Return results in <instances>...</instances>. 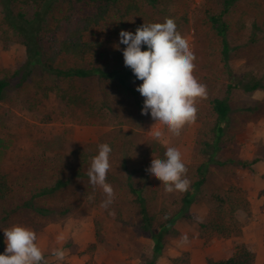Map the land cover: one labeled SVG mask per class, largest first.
<instances>
[{
    "label": "rangeland",
    "instance_id": "obj_1",
    "mask_svg": "<svg viewBox=\"0 0 264 264\" xmlns=\"http://www.w3.org/2000/svg\"><path fill=\"white\" fill-rule=\"evenodd\" d=\"M129 4L138 9L126 16L112 11L85 33L87 40L98 44L93 52L83 58L63 53L55 64L62 68H120L125 47L119 40L121 30L134 33L143 23L172 18L195 53L193 75L206 85V98L197 100L195 121L186 123L180 135L173 136L166 126L155 123L150 114H142L144 98L136 90L142 83L138 79L132 81L135 94L115 80L96 76L55 79L39 67L21 81V75L13 72L24 59L23 46L6 47L0 40V77L9 80L0 100V174L7 176L11 187L8 198L0 200V241L4 249L3 229L20 224L35 231L36 243L48 264H144L152 257L153 239L139 228L140 215L127 180L136 184L141 174L146 175L143 195L149 210L156 212L167 207L175 213L183 192L165 193L163 184L145 169L153 158H164L166 147L174 146L180 150L188 169V188L196 179V167L206 159L203 142L213 141L214 136L216 115L211 101L224 97L230 82L221 60V38L209 20L211 13L220 11L221 4L219 0H159L155 4L148 0H121L119 7L123 9ZM66 5L67 0L53 1L45 15L44 27H52ZM75 6L85 16L95 12L97 5L83 0L75 1ZM231 7L224 18L229 24L228 39L232 46L229 59L232 81L252 73L264 83V0H235ZM3 16L4 0H0V28L8 29L12 38H16ZM55 84L74 86L87 96L90 106L69 104L55 91L46 89ZM229 96V123L217 156L252 159L264 153V89L245 92L236 87ZM157 128L163 133L159 141L151 137ZM100 143L112 148L107 175L117 177V181L107 180L115 193L107 208L101 207L105 200L103 190L94 188L86 174ZM75 148L90 153L88 161L80 167L86 176H75L80 164L71 153ZM263 176L264 160L251 168L211 164L190 210L191 217H178L164 232L163 248L154 264H207L210 259L228 257L239 243L253 251L254 264H264ZM59 180L65 182L62 187L40 193ZM234 188L248 202L247 210L238 215V233L224 236L202 231L199 222L212 209L210 195H225ZM61 236L63 240L58 239ZM53 248L64 251L63 261L51 255Z\"/></svg>",
    "mask_w": 264,
    "mask_h": 264
},
{
    "label": "trees",
    "instance_id": "obj_2",
    "mask_svg": "<svg viewBox=\"0 0 264 264\" xmlns=\"http://www.w3.org/2000/svg\"><path fill=\"white\" fill-rule=\"evenodd\" d=\"M56 0H4V16L3 20L8 24L9 28L16 33V38H12L8 29L0 28V40L6 47L20 44L24 49V59L19 67L13 72V75L20 74L21 81L27 79L36 67H39L45 73L53 76L55 79L73 80L76 78H87L96 76L106 80H115L123 88L135 94L132 87V81L137 78L129 67L124 64L120 68L108 69L104 66L82 67L70 66L62 68L55 64L60 54H68L75 58H83L85 55L93 52L98 45L93 41L85 38V33L90 28L98 24L112 11L119 13L120 16L130 14L132 10L138 9L135 5H127L121 9V0H86L95 3L96 11L89 15H81L75 6V1L83 0H67L68 5L61 16L54 19L52 27H44L45 15ZM159 0H148L155 4ZM221 9L217 13H211L209 20L217 35L221 38V60L230 76V82L226 86V94L224 97H215L211 101L213 112L216 115L214 124L213 141H204L202 150L206 156L205 161L196 167V179L186 191L182 193L179 208L175 213L167 210V207H161L158 211L149 210L145 196L143 195L144 185L147 176L141 174L140 182L133 184L127 180L129 192L134 196L133 200L139 211V228L146 231L153 239L152 257L144 262V264H154L163 248V234L171 228L178 217H191L190 210L197 201V195L200 193L202 186L206 182L207 173L211 164L222 166L231 164L240 168H251L258 161L264 160V153L255 155L252 159L246 158H226L221 159L217 156V151L222 142L225 141L226 130L229 123V114L231 106L229 104V94L236 87L242 88L245 92H254L257 89H264V83L260 78L247 73L243 77H236L237 81L233 82V73L229 67L230 53L232 46L230 45L228 34L229 24L225 20V14L231 9L235 0H219ZM18 6V7H17ZM17 7V9H15ZM27 8L33 10L29 12ZM242 26V24H241ZM254 41V39H252ZM146 47H144V50ZM9 86V80L0 77V100L3 98L6 88ZM46 89L55 91L57 96L69 104L75 106L89 105L87 96L76 91L74 86L60 87L58 84L46 86ZM137 103H140L136 100ZM72 155L79 161V169L76 170L75 176H86L81 171V165L89 159V152L81 148L72 150ZM264 177V176H263ZM108 181H117V177L109 174ZM5 174H0V200L8 198L11 187ZM65 184L59 180L54 186L45 188L40 193H51ZM231 193L221 195L212 193L209 197V203L212 205L211 212L206 219L199 222L202 231H209L224 236H230L238 233V215L241 210H247L248 202L244 196L240 194V190L233 189ZM39 209V208H37ZM41 212V209H39ZM155 227L159 230L156 232ZM1 240V237H0ZM4 252V248L0 241V253ZM207 264H254V253L250 247L244 243L236 244L228 257L208 260Z\"/></svg>",
    "mask_w": 264,
    "mask_h": 264
},
{
    "label": "clouds",
    "instance_id": "obj_3",
    "mask_svg": "<svg viewBox=\"0 0 264 264\" xmlns=\"http://www.w3.org/2000/svg\"><path fill=\"white\" fill-rule=\"evenodd\" d=\"M119 40L125 45L122 49L124 65L142 81L136 87L144 98L141 113L150 114L155 123L166 126L173 136H179L186 123L195 121L198 98L207 96L206 85L193 75L196 57L189 41L177 30L172 18H165L163 22L143 23L134 33L121 30ZM142 45H146L145 50H141ZM162 135L159 128L151 133L156 141ZM97 149L86 174L94 188L98 186L103 190L105 200L101 207L107 208L115 196L107 182L112 148L107 143H100ZM145 170L163 184L165 193L184 192L189 187L188 169L180 150L174 146L166 147L164 158H153ZM3 233L6 247L0 253V264H48L44 252L36 243L34 230L13 224L4 228ZM58 239L64 238L61 236ZM51 255L60 261L65 258L60 248H53Z\"/></svg>",
    "mask_w": 264,
    "mask_h": 264
}]
</instances>
